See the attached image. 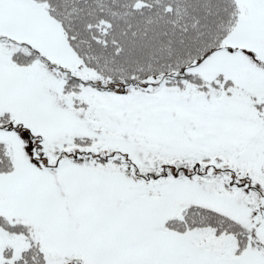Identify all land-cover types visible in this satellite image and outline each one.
<instances>
[{
    "label": "snow or ice",
    "instance_id": "obj_1",
    "mask_svg": "<svg viewBox=\"0 0 264 264\" xmlns=\"http://www.w3.org/2000/svg\"><path fill=\"white\" fill-rule=\"evenodd\" d=\"M0 264H264V0H0Z\"/></svg>",
    "mask_w": 264,
    "mask_h": 264
}]
</instances>
